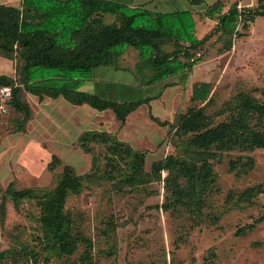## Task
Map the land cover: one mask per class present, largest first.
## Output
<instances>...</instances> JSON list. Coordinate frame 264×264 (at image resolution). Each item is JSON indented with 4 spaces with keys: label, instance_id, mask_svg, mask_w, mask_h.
Listing matches in <instances>:
<instances>
[{
    "label": "rangeland",
    "instance_id": "374dc122",
    "mask_svg": "<svg viewBox=\"0 0 264 264\" xmlns=\"http://www.w3.org/2000/svg\"><path fill=\"white\" fill-rule=\"evenodd\" d=\"M213 1L191 5L187 0H171L164 7H136L192 11L195 36L201 39L214 26L204 17L205 5ZM220 1L224 10L233 3L238 8L258 6L257 0ZM0 4L20 8L19 0H0ZM103 21L112 24L117 18L106 15ZM241 27L238 24L237 34L242 35L233 36L229 51H222L224 42L215 34L197 51L195 58L200 56L201 61L190 72L156 84H144L137 75L139 56L133 48L125 50L116 65L95 69L81 91L118 102L154 97L131 113L124 125L109 110L72 105L61 97L39 100L21 91L19 101L30 116L23 130L16 131L23 114L14 109L13 100L0 102V207L5 211L0 222V264H264V192L240 201L249 188L264 190L263 149L218 152L209 160L212 183L189 206L174 205L167 191L165 180L177 177L176 172L163 170L159 178L151 172L154 163L181 157L190 135L175 136L171 125L177 116L209 101L205 116L214 126L228 119L225 106L239 94L264 103V18H256L246 30ZM161 49L163 53L173 50L170 44ZM21 63L16 53L0 57V76L11 78L13 87L19 83ZM196 83L211 84L205 103L190 100ZM152 117L169 125L160 127ZM86 131L108 133L134 151L144 152L140 176L132 175L129 159L118 155L109 177L108 144L89 142L90 152H86L78 142ZM239 158L252 165L244 171L232 170L230 162ZM64 167L83 178L81 191L68 196L64 211L87 243H79L71 256L47 257L36 201L17 205L6 190L9 186L52 190ZM177 183L187 187L182 178Z\"/></svg>",
    "mask_w": 264,
    "mask_h": 264
},
{
    "label": "trees",
    "instance_id": "16d2710c",
    "mask_svg": "<svg viewBox=\"0 0 264 264\" xmlns=\"http://www.w3.org/2000/svg\"><path fill=\"white\" fill-rule=\"evenodd\" d=\"M187 1L191 5L204 4V0ZM257 5L256 8H238L237 3H233L226 11L220 0L205 5L204 17L215 25L198 39L192 11L156 13L111 0H21L20 8L0 4V57L11 58L16 53L22 62L16 87L11 78L0 76V87H12L11 97L6 102L13 100L14 109L23 114L16 131L23 130L30 116L28 107L19 101L21 91L39 100L61 97L72 105H87L98 112L109 110L120 125H124L131 113L148 105L154 97L118 102L81 91L80 87L92 79L95 69L116 65L124 51L133 48L139 56L136 72L144 84L152 85L188 73L201 61L200 56L195 58L197 51L215 34H219L218 40H223L222 51L226 52L233 46V36L242 35L237 34L238 24L246 30L256 18H264V0H257ZM106 15L115 16L117 22L105 24ZM165 44L172 46V52L163 53L161 47ZM144 71L149 75H143ZM210 91L211 84L196 83L192 85L190 100L205 103ZM208 103L177 116L175 124L171 125L175 136L190 135L181 157L170 156L151 166L152 174L158 178L163 170L177 173V177L165 180L174 205L189 206L192 200L199 199L202 190L212 183L209 160L218 152L264 150V103L239 94L225 106L224 112L230 113L228 119L214 126H210L205 116ZM151 119L160 127L169 125ZM92 141L108 144L109 177L115 167L112 161L118 155L129 159L131 165H127L132 175L141 173L144 152H136L104 132L86 131L78 138L86 152H90L89 142ZM54 162L58 160L54 158ZM251 165L252 162H243L240 158L230 162V168L235 171H244ZM50 168H54L53 164ZM180 178L186 181L187 187L177 183ZM82 182L83 178L75 175L72 168L64 167L52 190H15L11 186L6 190V195L17 205L24 200L36 201L47 257L71 256L79 243H87L64 211L68 196L78 194ZM262 192L261 186L249 188L240 195V201H249ZM4 216L5 211L0 207V222Z\"/></svg>",
    "mask_w": 264,
    "mask_h": 264
},
{
    "label": "crops",
    "instance_id": "0c3cea01",
    "mask_svg": "<svg viewBox=\"0 0 264 264\" xmlns=\"http://www.w3.org/2000/svg\"><path fill=\"white\" fill-rule=\"evenodd\" d=\"M111 1L117 2L119 4H122V5H125V6H128V7L147 6V4H149V6L164 7V6H167V5H169L171 3V0H131L132 3H123V2H126V0H111ZM214 2H215V0L213 1V3ZM20 3H21V0H19V4ZM212 4H210V5H212ZM3 5H6V4H3ZM226 10L227 9H225L224 11H226ZM152 12H154V11H152ZM156 13H168V12H156ZM192 13H193V16H194V12H192ZM209 22H211L213 25H215L214 21H210L209 20ZM213 27H210V30Z\"/></svg>",
    "mask_w": 264,
    "mask_h": 264
},
{
    "label": "built area",
    "instance_id": "2783aa9c",
    "mask_svg": "<svg viewBox=\"0 0 264 264\" xmlns=\"http://www.w3.org/2000/svg\"><path fill=\"white\" fill-rule=\"evenodd\" d=\"M11 97L10 87H0V101L4 102Z\"/></svg>",
    "mask_w": 264,
    "mask_h": 264
}]
</instances>
